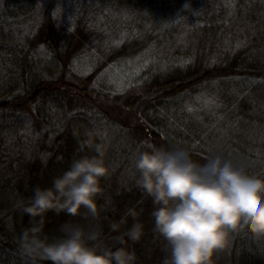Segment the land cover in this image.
I'll use <instances>...</instances> for the list:
<instances>
[{
    "label": "trees",
    "instance_id": "1",
    "mask_svg": "<svg viewBox=\"0 0 264 264\" xmlns=\"http://www.w3.org/2000/svg\"><path fill=\"white\" fill-rule=\"evenodd\" d=\"M117 64L122 86L109 75ZM97 126L112 129L104 239L129 207L142 209L145 235L127 246L137 264H163L133 153L144 141L190 146L202 163L221 151L264 181V0H0V264H30L17 250L30 226L19 202L82 155L74 133ZM66 221L90 223L49 212L45 231ZM213 260L264 264V237L240 229Z\"/></svg>",
    "mask_w": 264,
    "mask_h": 264
},
{
    "label": "clouds",
    "instance_id": "2",
    "mask_svg": "<svg viewBox=\"0 0 264 264\" xmlns=\"http://www.w3.org/2000/svg\"><path fill=\"white\" fill-rule=\"evenodd\" d=\"M74 135L82 155L50 186H36L26 202H19L30 226L22 230L17 250L30 264H137L127 242L137 243L145 235L139 219L143 210L129 207L109 224L113 243L104 239L99 226L110 203L100 198L102 181L112 172L107 160L112 129H87L83 139ZM143 145L132 163L137 187L152 201V231L165 242L163 264H214V255L240 229L264 237V181L249 174L245 159L215 151L202 163L193 158L190 146ZM256 155L264 162V151ZM49 212L82 216L90 223L66 221L58 234L50 235L45 231Z\"/></svg>",
    "mask_w": 264,
    "mask_h": 264
},
{
    "label": "rangeland",
    "instance_id": "3",
    "mask_svg": "<svg viewBox=\"0 0 264 264\" xmlns=\"http://www.w3.org/2000/svg\"><path fill=\"white\" fill-rule=\"evenodd\" d=\"M133 64H134V66H135V69L132 71V72H128V74H132V73H135L134 75H133V77H135V76H137V75H139V74H141V72H142V65L141 64H138V63H135V62H132ZM116 67L115 68H113L112 69V67H114V66H112L110 69V71H109V75H110V77H113V81L115 82V83H117V85H120V86H122L123 84H124V82L126 81V79H127V75L126 74H124L123 76H122V74H117L119 71H120V69H119V65L117 64V65H115ZM144 68H146V65H144ZM143 68V69H144ZM139 79V80H138ZM138 79H136V80H134V81H131L126 87H124V88H122V89H117V91H120V92H123V91H125V90H128V89H134V88H136V87H138L139 85H140V78H138ZM100 81H104L102 78H101V80ZM110 83V82H109ZM100 85V84H99ZM101 85H104V84H102L101 83ZM100 85V86H101ZM137 89V88H136ZM200 118H204V116L203 115H201L200 116Z\"/></svg>",
    "mask_w": 264,
    "mask_h": 264
},
{
    "label": "snow or ice",
    "instance_id": "4",
    "mask_svg": "<svg viewBox=\"0 0 264 264\" xmlns=\"http://www.w3.org/2000/svg\"><path fill=\"white\" fill-rule=\"evenodd\" d=\"M57 11H59V10H57Z\"/></svg>",
    "mask_w": 264,
    "mask_h": 264
}]
</instances>
